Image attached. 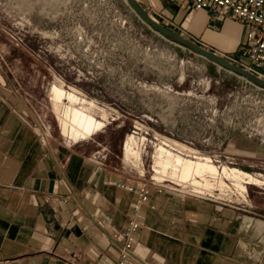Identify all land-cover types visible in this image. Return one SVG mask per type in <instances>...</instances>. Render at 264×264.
Returning <instances> with one entry per match:
<instances>
[{
    "label": "rangeland",
    "instance_id": "1",
    "mask_svg": "<svg viewBox=\"0 0 264 264\" xmlns=\"http://www.w3.org/2000/svg\"><path fill=\"white\" fill-rule=\"evenodd\" d=\"M149 14L224 54L172 18ZM0 66L51 135L67 143L77 140L62 134L52 88L57 84L76 91L80 102L64 99L62 105L87 109L105 123L94 133L116 151L127 176L142 171L149 183L152 175L186 193L203 187L202 196L216 180L221 185L231 181L233 191H239L233 183L239 187L248 178L236 179L232 170L264 182L260 162L251 163L245 156L246 148L264 145V88L163 36L126 0H0ZM130 137L135 143L129 146L137 154L127 158ZM160 146L183 158L220 157L222 165L212 162L218 173L205 175L202 181L208 186L196 188L157 168ZM258 171L263 173L259 178L253 174ZM245 184V204L240 201L245 193L232 196L239 208L247 206L253 189L264 190V183Z\"/></svg>",
    "mask_w": 264,
    "mask_h": 264
},
{
    "label": "crops",
    "instance_id": "2",
    "mask_svg": "<svg viewBox=\"0 0 264 264\" xmlns=\"http://www.w3.org/2000/svg\"><path fill=\"white\" fill-rule=\"evenodd\" d=\"M192 35L233 51L241 23L213 20L185 0H137ZM101 134L67 143L0 66V264H116L113 233L134 210L137 184L116 151L94 153ZM264 169V145L245 149ZM136 211L133 252L139 264H264V190L247 206L221 204L180 189H154Z\"/></svg>",
    "mask_w": 264,
    "mask_h": 264
},
{
    "label": "built area",
    "instance_id": "3",
    "mask_svg": "<svg viewBox=\"0 0 264 264\" xmlns=\"http://www.w3.org/2000/svg\"><path fill=\"white\" fill-rule=\"evenodd\" d=\"M193 9L205 10L207 16L213 20H224V18L232 19L241 23L244 29V36L239 41L238 46L233 50L226 52L223 55L237 66L252 72L264 79V0H185ZM253 84V83H252ZM147 130H145V133ZM131 133H136L135 129ZM155 139H157L155 137ZM173 147V146H172ZM175 149V147H173ZM107 149L104 145H100L99 150L94 153L98 158L106 155ZM211 158V157H210ZM226 158V157H225ZM218 165H222L220 157L213 158ZM227 159V158H226ZM220 163V164H219ZM151 170L154 171L151 163ZM131 174V175H130ZM142 171H137L136 174L130 172L131 177H137L138 182L134 185L130 182L116 181V184L124 189L137 191V198L134 203V210L129 216V220L121 230L113 233L118 248V256L116 264H139L137 257L133 252V243L135 240V231L139 226V221L136 219V211L142 203H144L151 192V186L156 190L168 187L165 184L157 181L152 175L149 179L143 176ZM257 176H261L262 172H253ZM176 185H179L175 183ZM232 182H225L222 186H214L211 191L204 192L206 197L220 202L221 204L233 203L232 196L241 195L240 191H233ZM234 187V186H233ZM177 189V187H173ZM234 189H236L234 187ZM194 194L201 196L203 191L193 190ZM245 195L240 199L242 204H245L247 189L243 191ZM242 196V195H241Z\"/></svg>",
    "mask_w": 264,
    "mask_h": 264
},
{
    "label": "bare ground",
    "instance_id": "4",
    "mask_svg": "<svg viewBox=\"0 0 264 264\" xmlns=\"http://www.w3.org/2000/svg\"><path fill=\"white\" fill-rule=\"evenodd\" d=\"M52 93H53L54 100H55V107H57L58 114H59V122L61 125V131L64 136L70 139L72 138L74 140L85 139L86 137L90 136V134L92 133L94 134V132H96L97 130H99L101 127L105 125V123L102 120L95 119V117L91 113H89L87 109L79 108L74 105H70V106L62 105L64 99H68L69 101H72L75 103L80 102L79 100L80 97L78 96L76 91L67 92L66 90H64L62 86L55 84V86H53L52 88ZM134 135L136 134L132 133V136ZM134 137H130L126 145L127 146L126 147L127 148V151H126L127 158H129L130 156L136 157L137 150L134 151L135 149L129 146V144L132 145L135 143ZM162 143H164L171 150H174V148H172L173 146L177 150V151L174 150L175 152L179 154H184L176 146L174 145L170 146L169 144L165 142H162ZM193 158H183L169 151L166 147L160 146V148H158V151H157L156 165H157V168L161 167L163 169V174L168 173L169 172L168 170H170L169 175H171V177L175 179L177 177L180 180V182L184 184L189 182L191 186H194L196 188H199L202 186H208L207 182L203 183L202 181L205 179L204 178L205 175L207 174L216 175L218 173L217 167L212 164V162L214 163L213 159L211 158L209 159L207 157H201V158L193 157ZM130 159H133V158H130ZM125 161L133 162L135 160L128 161L125 159ZM219 168L222 169L223 167L220 166ZM158 173H162V171L158 170L157 174ZM231 173H233L236 179L243 180L244 178H248V181L243 183L245 187H243V185L238 187L237 184L233 183V186L237 188L240 192H243L245 191V189H247L245 183L251 182L256 185L264 183L260 179L258 180L254 178L252 175L247 174V173L243 174L242 172H239L238 170L237 171L232 170ZM223 174L228 176L229 173H227L226 169H224ZM213 178L214 177H209V179H213ZM225 178L227 177H224V179ZM158 179H161V176H159ZM198 179H201L202 183ZM212 184H213L212 188L207 189V191H211L215 185H217L218 187L222 186L221 184H219L218 180H216ZM205 189L206 188L202 187V188H199L198 191H204Z\"/></svg>",
    "mask_w": 264,
    "mask_h": 264
},
{
    "label": "water",
    "instance_id": "5",
    "mask_svg": "<svg viewBox=\"0 0 264 264\" xmlns=\"http://www.w3.org/2000/svg\"><path fill=\"white\" fill-rule=\"evenodd\" d=\"M126 2L131 5L137 16H139L145 23H147L151 28H154L157 32L162 34L165 37L171 38L174 42L181 46L187 47L190 51L194 53H198L202 55L205 59H208L211 62L218 64L220 67L224 69H228L229 71L236 73L242 77H244L249 82L253 83L254 85H258L264 88V79L259 77L252 72L242 68L241 66H237L228 59H225L221 54L217 53L214 50H210L205 46L196 43L189 37L181 34L169 26H165L164 24L160 23L158 19L152 17L140 4L137 0H126Z\"/></svg>",
    "mask_w": 264,
    "mask_h": 264
}]
</instances>
